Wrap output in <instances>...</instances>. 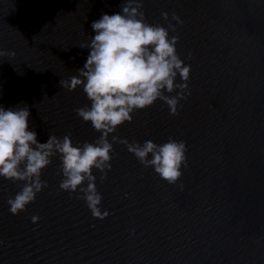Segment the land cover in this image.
Segmentation results:
<instances>
[{
	"label": "water",
	"instance_id": "obj_1",
	"mask_svg": "<svg viewBox=\"0 0 264 264\" xmlns=\"http://www.w3.org/2000/svg\"><path fill=\"white\" fill-rule=\"evenodd\" d=\"M123 2L0 0V50L15 53L0 56V107L26 105L38 142L100 135L74 112L90 107L82 86L59 82L86 62L79 44L95 35L91 24ZM141 11L153 25L175 24L172 13L183 21L169 35L191 67L190 95L178 115L157 100L116 134L184 141L180 180L168 184L114 144L103 183L94 171L108 212L100 219L59 189L57 157L42 171L47 187L17 215L7 200L23 182L0 177V264H264V0H143Z\"/></svg>",
	"mask_w": 264,
	"mask_h": 264
},
{
	"label": "clouds",
	"instance_id": "obj_2",
	"mask_svg": "<svg viewBox=\"0 0 264 264\" xmlns=\"http://www.w3.org/2000/svg\"><path fill=\"white\" fill-rule=\"evenodd\" d=\"M120 7V13L103 14L91 24L95 35L90 42L79 44L81 49H90L86 62L77 69L78 75L59 82L68 91L82 86L90 107H78L74 112L100 133L98 138L74 146L70 134L62 138L49 134L47 141L40 143L36 132L29 130L30 112L26 105L0 107V177L13 183L23 182L15 196L7 200L12 215L25 211L47 187L41 175L52 157L59 160V189L70 196L76 193L92 216L100 219L108 212L99 209L102 195L97 191L94 171L100 173L99 181L103 183L111 169L114 144L125 145L141 165L152 168L170 185L180 180L182 166L187 167V147L182 140L168 137L160 144L152 140L141 144L116 134L120 126L132 122L134 113L151 107L157 100L168 106L169 115H178L179 102L190 95L187 82L191 71L177 54L179 36L169 35L183 23L179 16L172 13L175 24L169 22L166 28L146 22L141 11L143 0H124ZM161 17L169 20L166 12ZM5 55L14 57L15 53L0 50V56ZM31 219L36 223L39 217L33 215Z\"/></svg>",
	"mask_w": 264,
	"mask_h": 264
}]
</instances>
